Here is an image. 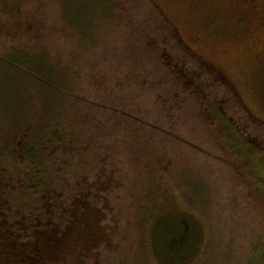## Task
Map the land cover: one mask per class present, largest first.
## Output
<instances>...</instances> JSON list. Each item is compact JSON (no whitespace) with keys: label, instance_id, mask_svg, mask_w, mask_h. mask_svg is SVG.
<instances>
[{"label":"rangeland","instance_id":"rangeland-1","mask_svg":"<svg viewBox=\"0 0 264 264\" xmlns=\"http://www.w3.org/2000/svg\"><path fill=\"white\" fill-rule=\"evenodd\" d=\"M251 1L0 0L1 151L46 128L60 201L86 199L56 212L71 228L52 264H179L155 247L170 228L181 264H264V28L236 14Z\"/></svg>","mask_w":264,"mask_h":264},{"label":"trees","instance_id":"trees-1","mask_svg":"<svg viewBox=\"0 0 264 264\" xmlns=\"http://www.w3.org/2000/svg\"><path fill=\"white\" fill-rule=\"evenodd\" d=\"M203 65L211 69L209 64ZM48 134L46 128H39L32 142L26 145V133L17 132L11 136L13 140L3 144L4 148L10 145L11 151H1L0 148V264H52L50 255L60 243L59 239L71 228L70 221L65 220V231L59 230L56 212L66 209L76 215L75 212L86 209V199L71 204V207L65 206L60 201L63 194L56 191L53 181L47 177L46 169L41 167L40 151ZM6 159L12 161L10 168L4 162ZM108 179H112V176ZM97 191L101 192L93 186L92 192ZM104 192L107 194L105 189ZM82 194L83 191L80 192ZM86 194H89L88 190ZM80 217L77 215L76 219ZM162 232L165 233L164 228ZM169 233V247L165 246L163 236L155 245L161 250L158 252L159 258L165 261L172 259L179 264L186 262L190 252L184 246L177 248L183 242V233L172 228Z\"/></svg>","mask_w":264,"mask_h":264},{"label":"flooded vegetation","instance_id":"flooded-vegetation-1","mask_svg":"<svg viewBox=\"0 0 264 264\" xmlns=\"http://www.w3.org/2000/svg\"><path fill=\"white\" fill-rule=\"evenodd\" d=\"M245 3L246 6L236 12L240 16L239 19L247 22L245 30L254 33L257 29L264 28V8H262V4L255 3L254 0Z\"/></svg>","mask_w":264,"mask_h":264}]
</instances>
